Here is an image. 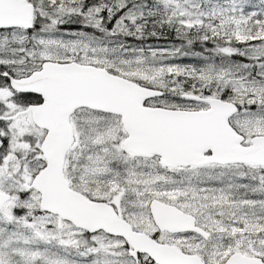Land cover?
Listing matches in <instances>:
<instances>
[{
  "label": "snow or ice",
  "instance_id": "snow-or-ice-1",
  "mask_svg": "<svg viewBox=\"0 0 264 264\" xmlns=\"http://www.w3.org/2000/svg\"><path fill=\"white\" fill-rule=\"evenodd\" d=\"M0 264H264V0H0Z\"/></svg>",
  "mask_w": 264,
  "mask_h": 264
},
{
  "label": "rangeland",
  "instance_id": "rangeland-1",
  "mask_svg": "<svg viewBox=\"0 0 264 264\" xmlns=\"http://www.w3.org/2000/svg\"><path fill=\"white\" fill-rule=\"evenodd\" d=\"M154 43H159L161 45L167 44V43H162V42H154Z\"/></svg>",
  "mask_w": 264,
  "mask_h": 264
},
{
  "label": "trees",
  "instance_id": "trees-1",
  "mask_svg": "<svg viewBox=\"0 0 264 264\" xmlns=\"http://www.w3.org/2000/svg\"><path fill=\"white\" fill-rule=\"evenodd\" d=\"M159 42H162V43H168V41H159Z\"/></svg>",
  "mask_w": 264,
  "mask_h": 264
}]
</instances>
